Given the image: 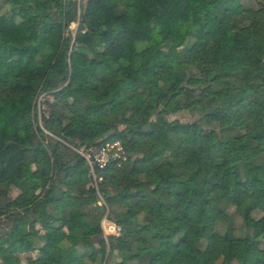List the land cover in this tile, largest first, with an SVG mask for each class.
<instances>
[{
    "label": "trees",
    "instance_id": "trees-1",
    "mask_svg": "<svg viewBox=\"0 0 264 264\" xmlns=\"http://www.w3.org/2000/svg\"><path fill=\"white\" fill-rule=\"evenodd\" d=\"M0 264H264V0H0Z\"/></svg>",
    "mask_w": 264,
    "mask_h": 264
},
{
    "label": "built area",
    "instance_id": "built-area-1",
    "mask_svg": "<svg viewBox=\"0 0 264 264\" xmlns=\"http://www.w3.org/2000/svg\"><path fill=\"white\" fill-rule=\"evenodd\" d=\"M76 27L77 23L73 22L68 28L70 31L75 32ZM78 152L82 154L87 161L95 187L96 182L101 179L95 174L96 168H104L110 164L121 167L127 160L124 147L119 140H109L97 148H82ZM102 202L100 198L98 203L102 204ZM100 228L104 238L111 234L118 235L121 231V226L109 220L106 215L100 220Z\"/></svg>",
    "mask_w": 264,
    "mask_h": 264
},
{
    "label": "rangeland",
    "instance_id": "rangeland-1",
    "mask_svg": "<svg viewBox=\"0 0 264 264\" xmlns=\"http://www.w3.org/2000/svg\"><path fill=\"white\" fill-rule=\"evenodd\" d=\"M38 108H40V107H38ZM177 116H179V114ZM171 117H168V118L170 119ZM182 119L187 121V120H189V117L186 115V117H183ZM28 170H29L28 173L31 175L32 174V168H31V166H28ZM94 239L96 241H98L100 239H104L106 241V238H104L102 236V234H101V230L94 235ZM246 249H247V247L245 246L244 247V250H246ZM37 253L38 252L32 253V255H30L29 253H28V255L27 254H20L19 256H17V260H18L19 263H23L24 260H25V258H26V260H28L29 259V256L35 257Z\"/></svg>",
    "mask_w": 264,
    "mask_h": 264
}]
</instances>
